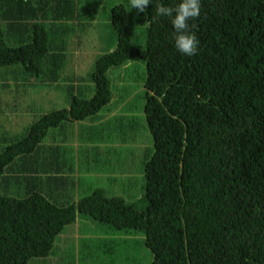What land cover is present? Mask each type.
<instances>
[{
  "label": "trees",
  "instance_id": "16d2710c",
  "mask_svg": "<svg viewBox=\"0 0 264 264\" xmlns=\"http://www.w3.org/2000/svg\"><path fill=\"white\" fill-rule=\"evenodd\" d=\"M178 2L147 7L143 45L129 36L132 11L113 7L117 45L95 61L93 96L76 90L69 74V109L43 114L22 139L0 131V264H41L75 252L82 262L124 263L114 238L75 245L64 237L76 223L90 233L89 222L105 234L143 233L148 264H264V0H201L199 18L190 21L200 41L193 57L176 51L170 20L156 16L160 3ZM99 5L0 0V68L7 75H0V95L19 74L28 86L41 83L33 95L55 92L65 51L87 45L79 20L94 12L92 20ZM119 11L124 23L115 19ZM135 63L145 70L142 112L153 148L144 156L143 195L131 192L126 202L96 188L77 202L57 198L71 183L54 171V156L41 152L48 130L97 114L111 100L108 71L126 68V76ZM133 133L117 130L118 142ZM108 175L107 183L117 181Z\"/></svg>",
  "mask_w": 264,
  "mask_h": 264
},
{
  "label": "crops",
  "instance_id": "0c3cea01",
  "mask_svg": "<svg viewBox=\"0 0 264 264\" xmlns=\"http://www.w3.org/2000/svg\"><path fill=\"white\" fill-rule=\"evenodd\" d=\"M97 20L99 21V18ZM89 26L90 27L83 25V27L86 29V34L88 37L87 41L84 44H87V47H96L98 45L90 42V40L93 39L92 26L94 25ZM83 37L86 38L85 36ZM90 52V49L84 47L83 50L77 53L74 61L77 63L79 60L81 61L82 59L89 58L91 56ZM78 69L85 70V68L80 65L78 66ZM67 75H69V71L67 73L63 72V74L60 73V79L58 83L63 79L65 80ZM82 78L83 77L79 76L80 81L83 82H81L80 85L75 86V89L82 92L85 98L88 96L92 97V84H84L85 79L83 80ZM66 83L69 85L68 80H66ZM1 91L4 92L3 89H1ZM53 93L55 94V92ZM111 94L112 96L109 104L94 116L82 121L66 122L63 129H59L56 127L51 128L48 130L47 135L43 139L41 143V147L43 148V150L41 152L44 153V158H48L52 154L54 156V158L51 159L53 162L54 171L57 173V175H61L66 177L67 179H70L71 183L69 188L61 189V191H64L65 194L57 198H65L70 202H77L81 198L90 194L96 188H99L104 192L110 194L111 196L118 198L122 197L126 202H129L130 192H133V189L136 185L138 186V191L135 193L138 196L143 195V170L138 175V178H136L134 175H131L130 172V137L126 136V141L119 143L118 141L120 140L117 136V130L119 129L125 131V133L128 129L134 130L132 128V125H130L133 124L130 122L132 121V116L118 118V113H120L130 101L128 84L122 83L121 85V95L124 97L121 103L117 104L118 98L112 90ZM1 96L3 95H0V97ZM120 107H123V109L119 110ZM140 108L139 111L141 115H143L142 103ZM109 118H115L117 120L112 123L110 127L111 132L109 134H104L103 136H101V130L106 122H109ZM102 141L110 144L106 147V150H109L107 154L108 158L104 159L99 158V145L102 143ZM138 148L142 149L143 145H139ZM108 172L110 176L117 179V181H110L107 183V180H104V178L109 176ZM39 176L43 177L42 175ZM88 225L90 228V233H80L78 228L80 225L76 223L68 227V229L70 230L65 234L64 237H74L75 245L79 243L80 240L90 239V241H93L102 238H105L106 240L110 238L122 240L123 236H126L128 238L134 237L133 243H131L129 239H126L130 241L131 244H134L136 242L144 243V235L140 232L123 230L121 232H116L115 235H112L105 234L103 232L104 227H100L98 224L89 222ZM128 251L129 250L123 251L121 249L120 257L117 260L119 262H125L118 264H148V261L140 260L138 254L136 253V251H134V249L130 250L131 252L129 254ZM41 264L94 263L89 260L86 262L80 261L77 253L75 252L73 257H71L70 259L58 257L57 255L52 254L48 261Z\"/></svg>",
  "mask_w": 264,
  "mask_h": 264
},
{
  "label": "rangeland",
  "instance_id": "374dc122",
  "mask_svg": "<svg viewBox=\"0 0 264 264\" xmlns=\"http://www.w3.org/2000/svg\"><path fill=\"white\" fill-rule=\"evenodd\" d=\"M99 2L100 5L96 7L97 13H95V15L93 16L94 20H89V17H92L91 15L94 12L83 15L82 20H79L80 24L87 27H90L89 25H94L92 26V28L94 29H92L93 39L90 40V42H93V44L98 46L87 47L88 45H86L85 47H87L91 51V56L89 57L90 59L85 58L81 61L79 60L77 63L74 61V59L77 53L82 48L69 47L65 51L66 64L62 70L64 73H67L69 71V74H73V80L70 83H72V85L74 86H78L81 84V82H83L80 81L79 76H85L84 84H92L93 86L92 96L94 94V85L90 81V74L94 70L95 61L99 56L112 52L113 50H111L110 48L115 49L117 45L113 27H111V24H108V18L110 21L111 17V9L113 7L123 6V12L132 11L128 14L129 27L131 30L129 36L131 40H133V38L135 37V40L137 39L140 45L144 44V35L142 31L146 26V17L144 15L145 12L138 14L135 10H130L129 0H99ZM123 12L119 11L117 14H115V19L118 21V19L120 20L121 18L122 22L124 23ZM106 13L108 15L107 18H105ZM98 17L99 21L97 20ZM73 27L76 28L75 24H73ZM83 29V34L88 39L86 29L84 27ZM114 38L115 41H113ZM129 64H131V62L125 64L126 67H128ZM79 65L84 67L85 70H79ZM1 69L2 68H0V75H4ZM125 69L126 68L121 67L115 69L112 68L108 71L107 76L111 82V90L118 98L117 104L121 103L122 99L124 98L121 95L122 83L124 82L128 84L130 101L124 109L123 107H120L119 110H123L118 113V118L132 116L133 118L131 119L134 120V122L137 124L134 128L133 136L129 139V154L131 175H134L136 178H138V175L142 172V168L144 167V156H150L153 151L151 136L145 125L144 116L141 115L139 111L145 94V88L143 84L145 78V70L143 66L135 63V65L130 70H127L125 76ZM16 81L19 86L15 85L12 79H9L8 85L10 86V88L5 89V94L0 97V121L2 118V121L0 122V131L2 129L7 131V134L5 136L6 138L14 137L17 139H22L27 133L28 127L35 123L43 114L54 110L69 109V101L66 94V87L68 86V84L66 83V80L63 79L62 81L57 83L58 86L55 89V94L49 91L47 92V94H44L45 90H38V92L34 95L33 89H41V83L37 87L33 85L28 86L23 82L22 75L20 74L17 76ZM27 86V94H24ZM89 98H91V96L86 97V99ZM116 120L117 119L115 118H109V122H106L101 130V136H103L104 134H109L111 132L110 127ZM141 144L143 145V148L139 149L138 147ZM109 145L110 144L102 141V143L99 145L100 151H103ZM104 158H108V155H104L103 159ZM137 191L138 186L136 185L133 189V195ZM99 226L104 227L102 225ZM126 239H129L131 243L134 242V237L128 238L126 236H123L122 240L117 239V242H119L123 251L134 249L141 261H148L151 259V253L147 250L143 242H136L134 244H131L130 241Z\"/></svg>",
  "mask_w": 264,
  "mask_h": 264
},
{
  "label": "clouds",
  "instance_id": "9594fccd",
  "mask_svg": "<svg viewBox=\"0 0 264 264\" xmlns=\"http://www.w3.org/2000/svg\"><path fill=\"white\" fill-rule=\"evenodd\" d=\"M152 3L153 0H129L130 10H135L138 14L144 13L147 7ZM201 6V0H179L178 4H176L175 6L169 7L165 6L164 3H160L156 8L157 17H167L170 20L174 32L175 49L181 55L186 57H193L198 55L199 53L200 41L195 32L191 30L190 21H195L199 18ZM107 16L108 15H106L105 18H107ZM108 24H111V27H113L112 20L109 21V18ZM113 41H115V38ZM110 49L115 50L113 48ZM9 79L12 78L8 77V80ZM12 80L15 85H18L16 78ZM9 88L10 86L7 85L3 90ZM194 100L200 101V97L196 96L194 97Z\"/></svg>",
  "mask_w": 264,
  "mask_h": 264
}]
</instances>
